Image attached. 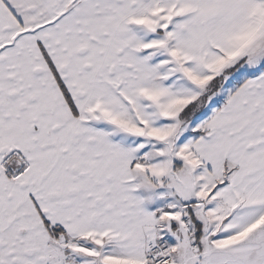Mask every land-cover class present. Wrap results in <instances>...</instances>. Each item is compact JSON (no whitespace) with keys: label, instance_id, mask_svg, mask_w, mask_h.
I'll list each match as a JSON object with an SVG mask.
<instances>
[{"label":"snow or ice","instance_id":"snow-or-ice-1","mask_svg":"<svg viewBox=\"0 0 264 264\" xmlns=\"http://www.w3.org/2000/svg\"><path fill=\"white\" fill-rule=\"evenodd\" d=\"M0 264H264V0H0Z\"/></svg>","mask_w":264,"mask_h":264}]
</instances>
